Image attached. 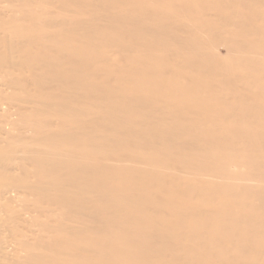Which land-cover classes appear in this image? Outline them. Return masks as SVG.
<instances>
[{
    "label": "bare ground",
    "instance_id": "1",
    "mask_svg": "<svg viewBox=\"0 0 264 264\" xmlns=\"http://www.w3.org/2000/svg\"><path fill=\"white\" fill-rule=\"evenodd\" d=\"M0 264H264V0H0Z\"/></svg>",
    "mask_w": 264,
    "mask_h": 264
}]
</instances>
